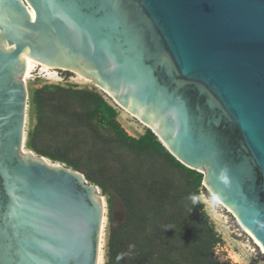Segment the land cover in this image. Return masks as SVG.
Masks as SVG:
<instances>
[{
    "label": "water",
    "instance_id": "obj_1",
    "mask_svg": "<svg viewBox=\"0 0 264 264\" xmlns=\"http://www.w3.org/2000/svg\"><path fill=\"white\" fill-rule=\"evenodd\" d=\"M29 61L144 124L264 254V0H0V264H97V187L22 151Z\"/></svg>",
    "mask_w": 264,
    "mask_h": 264
},
{
    "label": "trees",
    "instance_id": "obj_2",
    "mask_svg": "<svg viewBox=\"0 0 264 264\" xmlns=\"http://www.w3.org/2000/svg\"><path fill=\"white\" fill-rule=\"evenodd\" d=\"M45 90L37 91L33 97L32 103L37 108L41 106V94ZM46 98L57 101L55 107L65 114L69 101L79 103L86 108L80 115L90 120L102 119L119 146L146 155L157 164L156 172L135 175V179L125 171L120 172L118 180L110 179L108 187L120 201L122 218L113 224L109 214L105 264H222L213 257V248L220 238L203 205L199 202L192 205L188 200L189 194H199L203 179L200 174L176 161L150 130L137 139L127 136L115 122L114 110L97 93L55 88L53 92H46ZM69 114L74 115V112ZM28 145L39 156L66 162L64 157L36 150L32 140ZM92 181L105 195L106 184ZM107 196L110 212L112 197L108 192ZM130 245L134 247L130 249Z\"/></svg>",
    "mask_w": 264,
    "mask_h": 264
},
{
    "label": "rangeland",
    "instance_id": "obj_3",
    "mask_svg": "<svg viewBox=\"0 0 264 264\" xmlns=\"http://www.w3.org/2000/svg\"><path fill=\"white\" fill-rule=\"evenodd\" d=\"M54 72L56 76L50 80L40 72V67H38L26 79L22 151L32 152L39 156L28 145V141L32 140L36 150L46 152L49 156L64 157L66 162L44 158L52 163L75 169L74 171L80 173L87 183L97 187L104 201V220L100 238L102 246L99 249H101V264H105L107 258L106 240L110 225L109 214L112 216L113 224L119 223L122 218L120 201L117 195H114L113 189L108 187L110 179L114 177L118 180L121 171H125L127 175H131L135 179V175L150 171L156 172L157 164L146 155L136 154L127 146H119L114 134L106 128L102 119L97 117L90 120L80 115L86 108L79 103L69 101L66 106L67 114L59 112L55 107L57 101L46 98V92L62 88L97 93L114 110V120L127 136L137 139L143 136L148 129L135 117L119 108L107 94L94 84L71 72L62 70H54ZM78 77L86 82L77 80ZM41 89L46 90L41 94V106L37 108L32 100L36 92ZM89 108L93 109L92 106ZM71 112H74V115H70ZM67 161L74 166L69 165ZM198 174L203 178L202 173ZM91 179L100 181L106 184V188L108 187L107 192L112 197L110 207L112 215L107 208V192L104 195L99 185L93 183ZM198 192V202L203 205V210L212 224L214 232L220 238V242L213 248V257L222 264H264V254L233 215L204 188L203 179Z\"/></svg>",
    "mask_w": 264,
    "mask_h": 264
},
{
    "label": "bare ground",
    "instance_id": "obj_4",
    "mask_svg": "<svg viewBox=\"0 0 264 264\" xmlns=\"http://www.w3.org/2000/svg\"><path fill=\"white\" fill-rule=\"evenodd\" d=\"M38 67H40V72L41 73H43L44 74V76L45 77H47V79H53V78H55L54 76H56V74H55V72H54V70L52 71V70H50V69H48L47 67H45V66H42V65H39V64H37V63H34V62H31V61H29L28 62V69H27V77H26V79L28 78V77H30V74L34 71V69L35 68H38ZM77 80H80L81 82H86V81H84V80H82V79H80L79 77L78 78H76ZM75 79V80H76ZM218 201V200H217ZM219 202V201H218ZM220 203V202H219ZM104 220V219H103ZM103 225V224H102ZM102 236V235H101ZM103 238V237H102ZM102 240V239H101ZM103 244V243H102ZM100 246H99V248H101V243L99 244ZM103 256V255H102ZM101 260H102V257H101V249H99V253H98V262H97V264H101Z\"/></svg>",
    "mask_w": 264,
    "mask_h": 264
},
{
    "label": "clouds",
    "instance_id": "obj_5",
    "mask_svg": "<svg viewBox=\"0 0 264 264\" xmlns=\"http://www.w3.org/2000/svg\"><path fill=\"white\" fill-rule=\"evenodd\" d=\"M198 196L196 194H189L188 200L191 202L192 205H195L198 202ZM134 245H130L129 248H133Z\"/></svg>",
    "mask_w": 264,
    "mask_h": 264
}]
</instances>
